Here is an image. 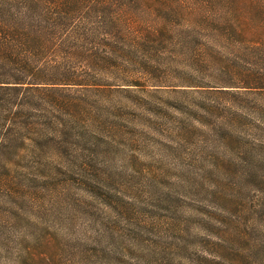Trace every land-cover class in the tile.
Masks as SVG:
<instances>
[{
  "label": "rangeland",
  "instance_id": "obj_1",
  "mask_svg": "<svg viewBox=\"0 0 264 264\" xmlns=\"http://www.w3.org/2000/svg\"><path fill=\"white\" fill-rule=\"evenodd\" d=\"M164 46L65 90L53 142L0 154V264H264V99L225 87L246 59Z\"/></svg>",
  "mask_w": 264,
  "mask_h": 264
},
{
  "label": "trees",
  "instance_id": "obj_2",
  "mask_svg": "<svg viewBox=\"0 0 264 264\" xmlns=\"http://www.w3.org/2000/svg\"><path fill=\"white\" fill-rule=\"evenodd\" d=\"M202 38L246 59L244 84L225 87L264 99V0H0V154L65 131L52 126L77 107L65 90L116 85L133 52Z\"/></svg>",
  "mask_w": 264,
  "mask_h": 264
}]
</instances>
